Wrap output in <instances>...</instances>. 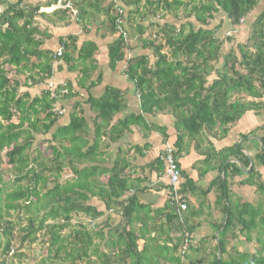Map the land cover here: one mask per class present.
<instances>
[{"label":"trees","instance_id":"trees-1","mask_svg":"<svg viewBox=\"0 0 264 264\" xmlns=\"http://www.w3.org/2000/svg\"><path fill=\"white\" fill-rule=\"evenodd\" d=\"M99 1L81 0L78 19L82 21L87 15V5ZM24 2L17 0L0 13V263L10 264L12 257L20 260L26 256L24 251L36 244L47 253L50 264H160L159 256L165 259L161 264H188V259L193 260L189 258L192 245L189 241L188 250L183 251V244L191 228H186L172 207L169 230L175 229V237L164 235L163 224L151 233L147 229L148 207L138 203L134 194L129 195L133 185L125 176L128 162L120 152L112 167L101 164L105 155L101 147L109 146L108 141L116 142L132 124L149 131L143 116L147 113L174 116L178 131L174 145L180 150L183 137L198 138L206 128L213 135H225L246 110L264 107V12L252 27L259 39L252 49L238 45L237 51L231 47L224 52L225 40L218 36L223 22L215 24L225 15L229 27L240 25L258 0H125L128 17L124 28L140 34V47L152 51V61L149 55L131 53L135 48L118 36L109 46L110 65L115 68L122 62V73L133 83L142 112L115 119L127 103L122 91L108 86L100 98L90 96L86 101L94 113L91 137L85 132L89 121L78 102L71 108L68 122L56 125L60 118L56 101L62 99L63 105L65 99L78 94L73 92L72 82L66 84L69 91L60 97H52L48 91L33 97L20 92L19 77L28 71L32 83H44L52 77L55 59L64 60L75 70L76 62L91 57L96 47L89 43L77 49V59L68 52L52 57L39 51L42 40L36 36L43 33L34 19L39 6L26 7ZM106 11L109 29L115 34V10L110 5ZM169 15L179 22L166 20ZM68 16L65 10L58 19ZM91 71V67L85 68L77 83L86 85ZM34 73H38L37 78ZM241 93L256 101L242 100ZM45 141L50 148L46 157L40 148ZM240 149L239 144L226 149L221 165L240 172L234 163H226L231 157H240ZM160 156L150 166H156V172L164 169ZM257 159L264 164V148ZM242 162L246 166L249 159L243 156ZM4 165L15 171L13 179H4ZM66 169L72 175L63 179ZM104 174H109L106 182L101 180ZM247 177L242 183L257 188L259 202L255 206L233 204L221 234L228 230L237 238L245 234L244 241L252 249L240 254L251 258L230 259L225 264H264V180L254 167ZM94 198L102 202L104 210L91 203ZM139 222L144 228L135 226ZM219 242L224 254L225 240L220 238ZM218 248L216 245L215 250ZM193 263L197 264L190 261ZM210 264L224 262L215 259Z\"/></svg>","mask_w":264,"mask_h":264},{"label":"crops","instance_id":"crops-1","mask_svg":"<svg viewBox=\"0 0 264 264\" xmlns=\"http://www.w3.org/2000/svg\"><path fill=\"white\" fill-rule=\"evenodd\" d=\"M16 1L0 0V13ZM80 1L25 0V5L23 6H31L33 8L39 6V10L34 14V19L35 26L43 33L42 36L39 35L36 38L42 40L39 51L44 54L46 53L52 57L55 55L62 57L63 55H57V51L61 47H66L63 53H72L73 57L77 59V49H81L89 43L95 45L96 48L92 56L86 59L81 58L77 61L75 64L77 69L75 70L69 69L64 60L57 61L55 59L52 74L58 86L68 84L69 82L74 84L73 92L78 94H75L76 96H73L72 99L76 100L75 102H78V105L84 110L83 115L86 118L92 115L89 127L85 130L86 133H90L89 136L91 137L94 129L92 124L94 113L90 108V104L86 101L90 96L100 98L108 86L122 91L127 103L126 109L117 114L115 119L119 118V116L122 117L130 113L137 114L142 111L140 110L139 100L134 93L133 83L129 82L122 73V62L115 68L110 65L109 46L116 39V37L114 38L116 33H112L109 29V16L106 11L110 5L113 7L111 0H100L98 3L91 2L93 4L85 7L87 15L83 16L82 21L78 19L79 9L83 8ZM124 2L125 0L122 1V4L125 9V19H127L128 12ZM78 6L80 7L78 8ZM65 10H68L69 16L66 20H59V13ZM263 12L264 0H258L255 9L245 18L247 24L244 21L240 25L229 27L225 15H220L221 18H218L215 24H219L222 20V28L225 31L227 30L225 34L227 37L237 34V38H244L242 33L249 29L251 31L249 38L254 39L253 42L249 44L250 40L244 43L238 41L240 43L234 45L232 49L237 51L238 45L248 46L252 49V44L255 45L257 40H259L252 27L256 18ZM193 20L194 18L190 19V21ZM145 22L147 23V21ZM145 22L144 25H146ZM130 31L132 32L131 29ZM229 32L231 35L228 36ZM45 35H49V37L44 38L43 36ZM221 38H224V36H221ZM230 41L226 40L223 43V47L224 45H229L228 42ZM261 41L264 42V38ZM63 42L65 45L62 44ZM130 45L133 47L132 44ZM131 53H127V56H133L134 53ZM141 54L148 55L146 52H142ZM90 67L92 71L88 73L90 78L86 81V85L83 86L77 83V80L79 81L82 77L83 70ZM38 73H34L33 75L37 78ZM30 76L31 74L28 71L25 75H20L21 93L27 92L34 97L41 95L43 91H48V80L44 83H32L33 80ZM92 82H96L95 85L91 84ZM239 97L245 101H256L255 98L244 93H241ZM61 100L58 99L56 101V108L58 112L60 110L63 111V116L64 114L67 115L66 120L64 119V121H61L63 123L60 124L64 125L69 120L66 110L69 112L72 107L66 104L70 103L69 100L66 102L64 100L63 105ZM143 116L146 123H148L149 131H145L142 127L140 128L132 124L116 142L108 141L110 147L107 144L104 145L109 148L106 150L107 153L104 151L106 156H101V164L112 167L115 159L119 157V153L121 152L120 157L128 162L125 176L129 179L130 185H133L130 191H135L134 195L138 203L148 207L146 210L150 218L147 220V229L151 233L157 225L163 224L165 229L164 235L170 238L175 237V229L169 230L170 220L168 219V214L172 207H174L180 219L185 222L186 228H191V232L187 233L185 239L188 242L190 241L189 244L196 251L189 249V258H193V260L188 259V264H190V261H195L197 264H210L215 259L221 260V256H223L222 258L224 256H232L233 254L229 250L234 245L233 241L225 243L227 252L224 254H221L219 241L220 238L226 240L227 234L223 235L221 232L224 229V224L227 222L231 206L233 204L236 205L238 199L241 200L240 203L258 204L260 195L257 192V188L253 185L243 184L242 181L248 178V173L252 167L264 180V164L257 159V155L264 148V107L246 110L240 119L229 125V130L225 135H213L214 132L212 133L211 130L206 128L203 129L198 138L197 136L183 137L180 150L174 145L178 140V131L175 128V118L172 114L155 112L153 114H143ZM63 118L61 117V119ZM56 125L58 126V124ZM246 134H248V137H244ZM238 144L240 145V153L242 154L240 157H231L226 163H234L239 167L240 172L234 168L226 169L225 166L221 165L226 149H232ZM167 146L174 147L175 151L178 152L177 161L181 171L179 192L185 198L187 204L185 210L180 209L179 203H176L172 199L171 185L169 184L168 177L164 176L163 169L156 172V166L150 167L154 160L164 153V149ZM243 156L249 159V163L246 166L242 162ZM108 178L109 174H104L101 180L106 182ZM96 206L100 210L103 209V204L99 200ZM110 214L112 215L113 213ZM112 217L114 218V216ZM140 217H144V212L140 214ZM170 223L174 225L173 222ZM135 226L137 228H144L141 222ZM238 238L233 237L231 239L237 240V243H241L242 245L248 244L243 243V236ZM169 243L173 242L169 241ZM142 244L143 241H140V245ZM157 245L154 243V246ZM216 245L219 246L217 250H215ZM157 259L160 264L165 262L164 257L159 256ZM222 260L224 264L227 261L226 259ZM165 264L171 263L168 261Z\"/></svg>","mask_w":264,"mask_h":264},{"label":"rangeland","instance_id":"rangeland-1","mask_svg":"<svg viewBox=\"0 0 264 264\" xmlns=\"http://www.w3.org/2000/svg\"><path fill=\"white\" fill-rule=\"evenodd\" d=\"M167 19H168V21H171L172 20V21H176V23L179 22L178 20H175V18L173 16H171V15H169L168 17H166V20ZM138 22H140V21H138ZM147 22H149V21H147ZM162 22H164V21L162 20ZM245 23L247 24V21H245ZM131 30H132V32L131 31L129 32L128 42L133 45V48H135V46H136V49L133 50L134 51L133 53H135V55H140V53L146 52V53H148V55H149V57H150V59L152 61V56H153L152 51L149 50V49L142 50L139 47V45L140 46L142 45L141 44L142 43V37L134 29H131ZM226 31H225L224 28H221L220 31H219V35H218L219 37L224 36V38H226V39L223 38L225 41L227 40V36H225ZM250 34H251V31H249V29H247L246 32H243L242 33V35L244 36V38H242V37H238L237 38V36H236L237 34L236 35L232 34V36H229L228 35L229 37H231L233 39H231V41L228 42L229 45H224V47L222 48V50L224 52H228L229 49H230V47H233L234 45H236L237 43H240L241 41H242V43H244V42H248L250 40V43L249 44H251L254 39L249 38V35ZM118 36H119L118 33H116L114 35V38L115 37H118ZM238 41H240V42H238ZM68 100L70 101V103H66V104L67 105H70L74 109L75 103H76L75 101L76 100H74V99H65V102L68 101ZM65 109H66V107H65ZM70 110H71V108H70ZM70 110H69V112H70ZM69 112L66 110V113L67 114H69ZM59 116H60V118L57 121V124L58 125L62 124L63 122H61V121H64V119L66 120V118H67V115H65V114H64V116L63 115H59ZM61 117H64V118L61 119ZM87 119H88L89 124H90V121H91L90 116H88ZM54 128H55V126H54ZM109 147L103 146L102 147V150L103 151H106ZM40 148H41V151L43 152V155L45 157L48 156V155H50L49 142H46L45 141V143H43V144L40 145ZM113 152H114V150H113ZM106 153H107V151H106ZM4 168H5L4 179L5 180L13 179L14 176H15V171L12 170L11 168H9V166L6 167V165H4ZM70 175H72V172L69 171L68 169H66L65 170V173H64V176H63V179L69 177ZM8 190H10V189H8ZM97 201H98V199L97 198H94V199H92L91 203H93V204L95 203L97 205ZM240 201L241 200L238 199V201H237V204L238 205H239ZM242 203H244V202H242ZM101 208H102V206H101ZM73 223L74 224H77L78 223V216L73 220ZM226 233H227V237H226L225 243L227 244V243L233 241V243H234L233 246L235 248H234V250H232V254H233L232 257L231 256L230 257L229 256H224V258H222L223 256H221V259H226L227 261H230V259H233L234 261H236V260H240L241 258H244V259L251 258L249 255H247V256L246 255H241L240 252H242V250L243 251L244 250H251L252 249V245L250 243L246 242V241H244V242L245 243H248V244H244V245H242L241 243L239 244V243H237V240H235V239L232 240L231 239V238H233L232 237V231L228 230V231H226ZM186 236H187V233H186L185 237ZM245 236L246 235L244 234L243 237H245ZM229 247H231V246H229ZM235 251H236V253H235ZM24 253H25L26 256L23 257V258H21L20 260H18L17 257H14V258L12 257V260H11V263L10 264H43L42 261H45V260L47 261V264H50V262H48L49 260H47V258H46V254L47 253H45L44 249L41 246H37L36 244L33 245V246H30V247H28V249H26V251H24ZM217 254H218V251H217ZM12 255H13V253H12ZM0 258H1V256H0ZM53 263H55V260H53ZM67 264H72V263H69L68 262Z\"/></svg>","mask_w":264,"mask_h":264},{"label":"built area","instance_id":"built-area-1","mask_svg":"<svg viewBox=\"0 0 264 264\" xmlns=\"http://www.w3.org/2000/svg\"><path fill=\"white\" fill-rule=\"evenodd\" d=\"M123 0H111V4L113 5L112 8H114L115 13H116V25L118 28L119 35H121L124 39V42L127 44L128 42V37L129 33L128 31L124 28L125 24V9L122 4ZM245 21V18L241 19V23ZM228 35H231L229 32ZM58 56L62 55V48L58 50L57 52ZM48 91L51 94L52 97H57L61 96L69 91V89L66 87V84L62 86H58L53 77L48 79ZM63 111L60 110V114ZM161 160L164 163V175L168 177L169 179V184L171 185V195L172 199L176 202L179 203L180 209L185 210L187 208V204L185 202V199L182 198L181 193L179 192V186H180V181H181V171L179 168V165L176 161L175 158V149L174 147L167 146L164 149V153L161 156ZM188 247V241L185 240L183 244V251H186Z\"/></svg>","mask_w":264,"mask_h":264},{"label":"clouds","instance_id":"clouds-1","mask_svg":"<svg viewBox=\"0 0 264 264\" xmlns=\"http://www.w3.org/2000/svg\"><path fill=\"white\" fill-rule=\"evenodd\" d=\"M127 31H128V33H129V32H130V29H127ZM116 33H118V35H119V32H118V31H117ZM119 36H121V35H119ZM129 44H130V43H129ZM61 48H62V55H63V50H64V48H63V47H61ZM61 48H60V49H61ZM57 52H58V51H57ZM62 55H61V56H62ZM62 114H63V112H62L61 114H60V111L58 112V115H62ZM162 155H163V154H162ZM162 155H161V156H162ZM161 156H160V157H161ZM175 158H176V161H177V157H175ZM177 163H178V161H177ZM164 176H165V175H164ZM132 194H134V191H130V194H129V195H132ZM182 198L185 199V198L183 197V195H182Z\"/></svg>","mask_w":264,"mask_h":264}]
</instances>
